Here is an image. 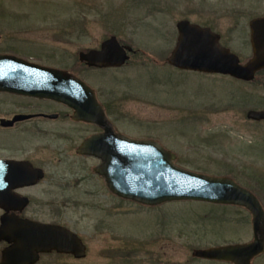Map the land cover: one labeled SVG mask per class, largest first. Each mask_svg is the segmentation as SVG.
Segmentation results:
<instances>
[{"label": "rangeland", "instance_id": "rangeland-1", "mask_svg": "<svg viewBox=\"0 0 264 264\" xmlns=\"http://www.w3.org/2000/svg\"><path fill=\"white\" fill-rule=\"evenodd\" d=\"M1 5L22 12V22L38 28V37L52 47L78 51L110 34L133 39L142 53L116 72L92 78L96 85L130 93L115 107L120 129L157 139L185 168L234 178L264 207V121L246 117L248 109H264V73L243 82L163 61L182 18L210 24L221 44L246 61L247 19L264 12V0H22L21 7L0 0ZM79 26L83 31H74ZM89 183L82 187L92 195L79 193L78 186L71 191L91 204L68 210L86 247L85 256H71L69 264H232L191 253L252 239L244 208L192 200L147 207L112 199ZM251 264H264V252Z\"/></svg>", "mask_w": 264, "mask_h": 264}, {"label": "flooded vegetation", "instance_id": "flooded-vegetation-1", "mask_svg": "<svg viewBox=\"0 0 264 264\" xmlns=\"http://www.w3.org/2000/svg\"><path fill=\"white\" fill-rule=\"evenodd\" d=\"M8 1L11 7H21L18 3L22 0ZM261 16L264 12L247 19L250 47V21ZM22 20V12L0 6V76L32 78L37 74L36 67L61 69L84 82L85 87L80 93V100L84 102L75 106L22 93L15 87L0 89V264H69L74 255L57 249L67 243L64 233L72 231L84 242L72 228L68 210L71 206L91 204L71 191L79 189L81 194L92 195L90 190L82 187L89 181V184H95V190L112 199L127 200L112 193L96 167L101 163V157L116 147L114 142L120 134L154 139L150 135L136 136L120 129L118 111L116 115L114 111L118 102L130 95L128 90L122 89L119 93L117 88L102 87L92 80L123 68L142 51L134 48L133 39L122 40L115 34L103 38L97 46L78 51L52 47L46 44V38L38 37V28ZM192 23L209 27L219 34L221 44V34L210 24ZM76 30L83 31L81 26ZM112 36L127 56L122 64L97 66L81 58V53L101 50L102 43ZM176 40L177 35L175 43ZM166 58L163 61L169 64ZM259 72L264 73V69L257 71L254 77ZM77 107L80 112L76 111ZM43 225L56 231H50L46 238L48 232L38 228ZM68 241L70 243V238Z\"/></svg>", "mask_w": 264, "mask_h": 264}, {"label": "water", "instance_id": "water-1", "mask_svg": "<svg viewBox=\"0 0 264 264\" xmlns=\"http://www.w3.org/2000/svg\"><path fill=\"white\" fill-rule=\"evenodd\" d=\"M176 27L177 40L166 58L176 68L221 73L245 81L253 79L255 73L264 68V16L250 21L252 54L244 62L228 47L220 45L219 34L209 27H202L188 19L179 20ZM126 57L114 36L102 43L101 50L81 53L82 59L97 66L120 65ZM38 68H35L37 74L32 78L10 79L0 76V89L15 87L22 93H33L74 105L84 102L80 100L84 82L70 77L61 69ZM76 111L80 112L81 109L77 107ZM246 116L254 120L264 119V109H250ZM114 144L116 147L102 156L101 163L96 167V171L105 177L112 193L145 205L196 200L236 205L249 212L251 240L195 248L191 253L193 257L251 264L254 257L264 252V208L250 189L229 176L207 174L178 165L175 162L176 154L154 139H138L120 134ZM47 226L38 228L48 232L45 237L49 238V232L56 230ZM64 235L67 243L56 248L68 251L76 258L83 257L85 247L77 235L68 230Z\"/></svg>", "mask_w": 264, "mask_h": 264}]
</instances>
